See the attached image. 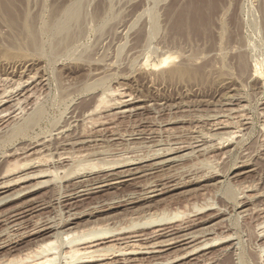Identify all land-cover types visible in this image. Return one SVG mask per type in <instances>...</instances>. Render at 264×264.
Returning a JSON list of instances; mask_svg holds the SVG:
<instances>
[{
	"label": "rangeland",
	"instance_id": "rangeland-1",
	"mask_svg": "<svg viewBox=\"0 0 264 264\" xmlns=\"http://www.w3.org/2000/svg\"><path fill=\"white\" fill-rule=\"evenodd\" d=\"M221 2L199 38L172 26L190 0L0 12V181L47 171L0 193L1 264L101 234L136 242L112 264H264V0Z\"/></svg>",
	"mask_w": 264,
	"mask_h": 264
},
{
	"label": "bare ground",
	"instance_id": "bare-ground-1",
	"mask_svg": "<svg viewBox=\"0 0 264 264\" xmlns=\"http://www.w3.org/2000/svg\"><path fill=\"white\" fill-rule=\"evenodd\" d=\"M15 2H16V0H0V12H2L4 15H6L10 19L11 22H15L16 19H17V17H16L17 12H16V8H15ZM221 3H223V2H221V0H190V4L188 5V7L186 6L187 8H185V9L183 8L184 10H182L179 13L176 14V17L174 18V20L172 22V26L176 30V32L178 33V35H184L187 32L190 33V34H192V35H194V36H198L197 38H199V36H201V35H203V36L204 35H207V34H209V32H208L207 29L209 28V24H210V21H211V15L213 13H217V11H219V8L221 7ZM166 61H167V58H164L162 62L163 63H166ZM262 66L264 68V63H263ZM257 67L259 68L260 66H257ZM257 69L255 70V72H257ZM171 71H172V69H171ZM200 71H201L200 69H198V71L195 70L196 75L197 74L199 75L201 73ZM103 99L100 98V100H98V102L100 101V103H101V100H103ZM100 103L99 104L97 103L95 109H98ZM169 161H171V160H169ZM11 164L12 165H10V163H9L8 165L5 166L6 168L3 171L4 172L3 173L4 175H11V174L15 173V170H14L13 167L17 168L16 167V161H15L14 164L13 163H11ZM21 165L22 164H20V166ZM23 165L25 167L27 165V163H25ZM21 167H19V168H21ZM12 170H14V171H12ZM46 172L47 171H44V170H40V171H38V172H36L34 174H29V173L26 172L25 174H21V175H18V176L16 175V176L10 177L9 179L6 178V180H4V181L2 180V182L0 181V193L5 192L8 187H10V186H12L14 184H17V183H20V182H24V181H28L26 179H30V178H33V177L43 176ZM51 172H53V171H51ZM18 173H19V171H18ZM4 175H3V177H4ZM0 178H2V177H0ZM8 197L1 198L0 199V202L5 201ZM153 227H154V225H153ZM50 228L51 227H44V228L43 227L42 228L40 227L35 232L33 231L34 233H32V234H35L36 236H42V237H44V235L47 233V230H49ZM68 235H69V233H68ZM159 235H161V233ZM48 238H50V237H48ZM48 238L44 237V238L39 239L41 242L38 243V245L36 246V248L34 250H32V252L30 251V253L26 254L23 259H19L17 261L16 260L13 261V260H10L9 259L5 263L3 261V264H90V263H96V264H112V262H110V261H105L106 259H109L107 257V255H111V254H107L106 255V253H105L106 251H109V250L112 251V254H115L114 255L115 257L118 256V255L125 256L123 258V260L124 259H126V260L130 259V257H126L129 254L138 253V252H136L137 249L135 250V247L137 246V245H135L136 242L134 244H130V245H128V243H127L128 248H125V249L124 248L115 249L112 244L111 245L104 246V247H102V246L100 247L101 243H103V244L105 243V242H102L103 239H106L107 238V236H103L101 234L99 236L98 235H94L93 237H87V238L86 237H82V238L80 237V238H78L77 241L78 242L81 241V243L79 244L80 247L78 245L77 246H74V247H70V249H68L66 251V255L64 253L65 256H62V258L64 260L61 261V262L60 261H57V263H56V257H55V255L53 256L52 252H51V254L49 253L50 250L52 251V250L55 249L54 248L55 241H52V239L49 240ZM184 239H187V238H183L180 241H182ZM215 241H216V239H215ZM74 242H75V240H74ZM68 243H72V240H71V242H68ZM168 244H170V243L168 242ZM81 245H83V246H81ZM154 245H156V244H154ZM152 246H148V247H144V248L148 249V248H152ZM93 248H95V249H93ZM193 249H195V248H193ZM117 252H119V253L116 254ZM57 253H59V252H57ZM147 253H149V252H147ZM192 254H194V253H192ZM192 254H188L187 256L192 255ZM12 259H14V258H12ZM180 259H182V258H180Z\"/></svg>",
	"mask_w": 264,
	"mask_h": 264
}]
</instances>
